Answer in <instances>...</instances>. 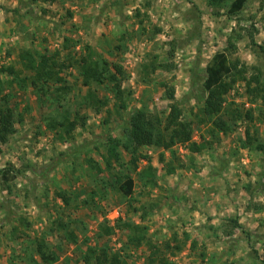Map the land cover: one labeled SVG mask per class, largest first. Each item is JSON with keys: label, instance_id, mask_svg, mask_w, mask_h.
<instances>
[{"label": "rangeland", "instance_id": "rangeland-1", "mask_svg": "<svg viewBox=\"0 0 264 264\" xmlns=\"http://www.w3.org/2000/svg\"><path fill=\"white\" fill-rule=\"evenodd\" d=\"M231 3L218 10L209 0H0L2 81L14 77L3 68L31 75L22 67L27 51H59L67 64L88 55L106 59L127 74L120 89L128 104L125 120L145 108L165 121L176 104L193 122L194 141L208 144L194 155L180 145L142 148L139 156L146 158L137 169L122 150L121 161L107 169L101 141L122 138L124 119L109 116L116 103L110 88L83 85L77 61L64 72L66 92L29 82L4 85L23 119L0 148V170H13L15 177L7 184L0 173V264H32L28 255L42 239L57 256L54 264H89L90 249L118 256L121 264H150L155 250L135 247L129 224L146 227V241L172 264H264V151L257 148L264 144L262 103L251 104L239 82L220 115L230 131L214 127L217 119L201 124L196 117L206 97V67L216 53L229 50L232 61L264 72V0H249L233 16L227 14ZM159 64L169 69L152 72ZM173 90L174 101L168 96ZM89 91L108 106L98 112ZM252 110L253 122L231 117ZM77 111L86 124L73 139L49 130V122L73 119ZM149 165L154 184L143 175ZM128 174L135 180L130 198L116 184L117 176ZM56 220L68 225L76 242L55 227ZM178 245L184 247L177 251Z\"/></svg>", "mask_w": 264, "mask_h": 264}, {"label": "trees", "instance_id": "trees-1", "mask_svg": "<svg viewBox=\"0 0 264 264\" xmlns=\"http://www.w3.org/2000/svg\"><path fill=\"white\" fill-rule=\"evenodd\" d=\"M46 4H56L63 0H40ZM228 0H209V6L215 9H222L227 6ZM249 0H232L231 5L227 10V14L230 16L241 14ZM219 15V14H217ZM253 42V40H252ZM254 43V42H253ZM264 52V48H262ZM22 67L31 75L22 78L20 72L18 73L14 67L3 68L2 72L9 74L11 81H2L0 79V148L2 145L7 144L10 138L17 132V123L22 122V116L16 115L15 105L11 95L4 94V85L10 88L15 84H22L28 82L31 87L38 89L44 86L47 91L52 86H57L56 91L66 92L70 88L64 86L66 80L64 78V72L73 68L76 64L79 67L80 75L83 79V85L90 90L94 85L106 86L112 90L115 95L116 103L114 112L109 111V116L118 117L120 120L123 118V113L128 110V104L120 94V89L124 81H126V71L119 65L114 64L106 59L94 60L93 56L88 55L80 60H73L67 64L61 59V53L55 52H41L27 51L23 57ZM158 68L169 69L165 64H159L153 66L155 72ZM253 70V72H251ZM249 70L246 66L241 65L239 61H232L231 53L229 50L216 53L206 67V80L204 82V89L206 97L204 98V106L196 114L197 119L201 124H207L210 120L217 119L213 125L220 131L227 133L231 130L230 124L227 121L220 118V115L224 110L225 98L228 96L241 82L245 84L247 97L251 104H261V116L264 119V72L259 68H252ZM10 74H13L12 76ZM250 74V75H249ZM61 89V90H58ZM58 93V92H57ZM169 99L175 100L174 90L169 92ZM89 104H92L94 108L100 112L102 109L108 106V104L97 97L95 93L89 91L88 94ZM253 111H247L243 116L240 111L236 115L231 116L234 120H249L254 121ZM130 114V113H129ZM200 114V115H199ZM220 119H219V118ZM63 120H52L48 123L50 131H58L61 139L67 137L68 139L74 138V131L79 127H84L86 119L81 116L80 112L75 113L73 119L68 118V115L62 117ZM112 118L105 120V124L110 125ZM123 124V137L117 138L115 136H108L105 141H101L106 154L103 155V161L107 165V169H111L114 163H118L122 158V150L128 152L131 156L130 163L135 169L138 167V162L141 159L146 158L140 155L139 152L145 147H157L165 150H170L175 146L186 147L192 154H200L207 148V143L204 141H194V129L193 122L184 117L183 111L176 105L171 104L170 112L167 115L165 121L161 120L160 116L148 112L145 108L137 109L135 113L130 114ZM256 140L250 136V130H247V143L252 146ZM257 148L260 151H264V144H258ZM154 168L149 165L143 172L144 177L147 179V183L154 184L155 178L152 172ZM175 169L170 166L169 173H174ZM3 182L10 183L15 180L13 170H0ZM116 184L119 192L126 198H130L134 194L135 180L131 175H125L124 177H116ZM64 202L69 204V199L63 197ZM56 228L64 229L67 238L70 241L76 242V236L68 228L63 220H56ZM135 234L130 237L129 241L137 248L147 245L152 252L150 264H172L167 259L162 257L161 250L155 247L150 242L146 241L147 228L137 225H127ZM16 230L14 231V234ZM188 240V239H187ZM189 241V240H188ZM193 247H197V243H192ZM184 246H177V251H180ZM192 248V249H195ZM39 258L37 262L32 257L33 254L28 255L31 257L32 264H54L57 261V256L51 250L45 239L36 241L35 250L32 252ZM85 261L89 264H121L118 256L109 257V255L103 251L101 255L97 254L96 250L90 249L85 256Z\"/></svg>", "mask_w": 264, "mask_h": 264}]
</instances>
